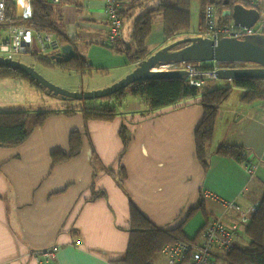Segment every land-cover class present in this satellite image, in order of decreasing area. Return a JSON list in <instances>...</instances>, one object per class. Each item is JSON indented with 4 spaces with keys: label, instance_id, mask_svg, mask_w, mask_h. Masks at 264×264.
<instances>
[{
    "label": "crops",
    "instance_id": "0c3cea01",
    "mask_svg": "<svg viewBox=\"0 0 264 264\" xmlns=\"http://www.w3.org/2000/svg\"><path fill=\"white\" fill-rule=\"evenodd\" d=\"M244 1L264 10V0ZM60 2L55 3L54 18L76 56L89 67L79 73L108 72L91 89L109 87L136 68L137 63L127 57V49L132 50L125 39L132 31L127 20L134 21L145 6L127 11L132 4L122 1L121 10L127 11L122 38L111 49L105 45L103 0ZM190 9V30L180 35L183 39L203 31L198 4L192 1ZM155 15L160 14L153 15L146 39L150 54L172 41L164 35L162 16L155 22ZM207 63L194 66L208 68ZM223 81L208 80L204 87ZM203 114L200 97L157 111L147 110L140 101V108L121 111L111 121H85L81 113L61 112L48 117L22 144L0 146V264H33L32 254L53 244L58 252L50 264H118L129 244L130 204L160 229L181 225L184 239L196 243L202 241L204 227L216 218L228 227L239 222V213L226 210L224 203L234 201L245 210L260 203L264 195V99H237L220 106L206 147V168L195 147V131ZM73 133L80 134L78 153L53 165V153L70 155ZM220 146L241 147L243 162L219 156ZM247 165L254 166L252 173ZM93 192L105 195L91 199ZM199 204L205 213L197 209L186 218ZM238 226L234 246L247 248L246 225ZM212 252L217 263L225 261L216 249ZM151 264H167L166 258L160 253Z\"/></svg>",
    "mask_w": 264,
    "mask_h": 264
},
{
    "label": "trees",
    "instance_id": "16d2710c",
    "mask_svg": "<svg viewBox=\"0 0 264 264\" xmlns=\"http://www.w3.org/2000/svg\"><path fill=\"white\" fill-rule=\"evenodd\" d=\"M132 6L140 8L148 1L152 0H129ZM174 5L165 3L164 0H154L151 8L140 14L132 24L130 40L133 44L131 51L127 49V57L136 63L146 59L149 51L146 46V39L151 33L153 15L160 14L163 19L164 35L170 39L175 35L187 33L190 30V4L195 1L198 4L201 15L208 6H213L217 14L218 24H226L231 19L223 16L224 11L232 9L236 4H242L246 8H251L250 4L244 0H173ZM62 0L60 3H65ZM32 13L31 18L24 19L21 23L29 28L42 33L51 32L57 41L66 45L72 43L68 40L54 18V8L51 0H30ZM119 11L123 21L124 13ZM15 14V4L9 3L7 14ZM204 29L203 18L200 23V30ZM116 42L109 47L116 49L119 45ZM108 46V45H107ZM35 61L45 68L60 67L63 71L80 72L87 66L84 58L75 57L71 61L57 64L49 59L35 58ZM14 78L27 80L31 86L37 87V83L31 80L26 74L18 70L0 66V79ZM233 88L244 90L241 100L252 102L264 99V79H238L232 81V85L213 86L211 88H197L188 85L185 79H156L149 81H139L129 85L127 88L115 93L107 98L113 103H107L97 107L84 106L80 108L85 121L102 120L111 121L117 115V108L129 95L140 99L142 105L149 111H157L169 106H177L183 101L200 97L203 108V119L195 131V147L199 161L206 168L208 166L206 157V147L213 137L218 109L231 96ZM60 111H0V146L14 147L22 144L37 127H41L46 119L52 115L59 114ZM66 115H73L75 110L63 112ZM81 147L80 134L73 133L70 136V155L53 153V165H57L78 153ZM216 153L219 156L231 157L238 162H243V150L241 147L220 146ZM102 192L92 193L91 199L102 197ZM204 207L199 204L197 208L191 209L188 216ZM130 216V238L126 253L118 261V264H151L157 254L161 253L166 244H172L177 240H186L180 226L163 230L156 227L149 221L133 204L129 207ZM245 236L249 240L247 248L234 247L232 251L226 253L227 264H264V195L260 200L257 210L250 217L245 228Z\"/></svg>",
    "mask_w": 264,
    "mask_h": 264
},
{
    "label": "built area",
    "instance_id": "2783aa9c",
    "mask_svg": "<svg viewBox=\"0 0 264 264\" xmlns=\"http://www.w3.org/2000/svg\"><path fill=\"white\" fill-rule=\"evenodd\" d=\"M25 0H0V55L18 54L21 52H30L32 48V37L36 36L40 44L41 51L51 48L53 41L57 40L51 32L42 33L32 28L24 26L21 21L26 18H18L17 7L19 2ZM30 2V0H27ZM53 4L61 0H51ZM104 11L107 24V37L105 45H112L119 42L122 38L123 21L119 15L123 0H103ZM257 0H250L251 4ZM15 4L14 18L7 14L8 4ZM31 5V3H30ZM32 13V8L30 6ZM31 18V16L29 17ZM28 18V19H29ZM204 29L200 36L217 41L223 37L243 39L247 35L264 34V10L259 11L256 22L249 28L234 25L230 20L222 25L217 22L216 10L213 6L205 8L203 14ZM12 58V57H11ZM240 62H210L208 68H198L196 66L178 67L176 64H162L156 66L153 72H162L166 70H186L188 85L202 88L208 80H217L215 72L220 69H237L247 67L249 64L242 65ZM249 173L254 170L253 165H247ZM226 210L239 213V222L232 226H226L220 219L216 218L210 221L202 231V241L196 243L189 240H177L172 244H166L162 250L167 264H218L217 258H213L212 249H216L220 255L233 250L234 235L238 230V223L247 225L250 217L257 210L259 203L243 209L234 201L224 203ZM58 252L56 244L50 245L44 249L38 250L32 254L33 264H50Z\"/></svg>",
    "mask_w": 264,
    "mask_h": 264
},
{
    "label": "water",
    "instance_id": "95a60500",
    "mask_svg": "<svg viewBox=\"0 0 264 264\" xmlns=\"http://www.w3.org/2000/svg\"><path fill=\"white\" fill-rule=\"evenodd\" d=\"M30 6V2L27 0L19 2L17 7L18 18L28 19L31 16ZM223 16L229 17L234 25L249 28L258 19L259 11L253 7L246 8L242 4H236L232 9L224 11ZM179 46L181 47L179 48ZM49 49L53 51L49 60L57 64L67 63L76 57V52L71 44L62 45L55 40ZM182 62H240L254 64L257 66L220 69L215 72V76L219 80L229 81L264 79V34L247 35L243 39L223 37L217 41L202 36L184 38L165 45L146 59L138 62L131 73L113 83V85L93 91L65 90L47 81L32 66H28L11 57L0 56V66L23 72L38 85L47 87L64 99L81 102L111 96L139 81L186 79L188 76L186 70L152 71L158 65Z\"/></svg>",
    "mask_w": 264,
    "mask_h": 264
},
{
    "label": "rangeland",
    "instance_id": "374dc122",
    "mask_svg": "<svg viewBox=\"0 0 264 264\" xmlns=\"http://www.w3.org/2000/svg\"><path fill=\"white\" fill-rule=\"evenodd\" d=\"M153 1L154 0L146 2L144 5L140 7V9H143V6H145L144 11L148 10V5L149 6L152 5ZM164 1L167 4L174 3L173 0H164ZM147 3L149 4L147 5ZM52 8H54L53 14H55L58 8L57 4H52ZM132 9L136 11L138 10V6ZM192 10L193 8L190 9L191 12ZM10 15L12 18H14V15L12 13ZM158 17L161 18L160 15L154 16L155 22L157 21ZM192 18L194 20L193 13H192ZM127 21H129L127 24H128V27L130 28V26L132 25L133 19L128 18ZM196 31L193 35H197ZM192 32L193 30L191 29V33ZM184 34L181 33V34L175 35L174 37H172V41L170 43L183 39V38H180V35H184ZM125 39H126V42H128L129 45L133 48V44L130 38L125 37ZM167 44L168 43H166V45ZM181 46H179V48ZM152 48L154 47H151V49ZM52 52L53 51L50 49H47L46 51H41L40 44L37 42L36 36L33 35L32 48L30 52H21L18 54H3L0 56L12 57L13 59L18 60L28 66H32L35 69V71H37L47 81L51 82L52 84L60 88L68 90V91H78V90H84V91L92 90L93 91L95 89H91L92 87H94L95 85L99 84L101 81L106 79L105 77L108 72H104V71L95 72L94 70H92L91 73L87 71L85 74H80L79 72H71L69 74H66L62 72V69L60 67H56V69L49 70V69H46L44 66L40 65V63L35 61L36 57L49 59ZM207 64H208L207 62H182V63L176 64V66L187 67V66L198 65V66L204 67ZM246 64L247 63H243L242 65H246ZM84 70H89V67H86L80 72L82 73ZM223 82L224 83L218 82L217 85L218 86L227 85L226 80H224ZM101 89H104V88H101ZM101 89H98V90H101ZM242 95H243V90L238 89V88H233L231 96L227 100L228 104L229 105L233 104L235 101H237V99H241ZM107 103H113V101L111 102L107 97L89 99L85 102L67 100V99H64L62 96H60L59 94H55L54 92L49 90L47 87L40 86V85H38L37 87L31 86V84L27 80H17L14 78L0 79V111L1 112H4V111H34V112L60 111L61 113L67 110H75L76 113H80V108L84 106L97 107V106L104 105ZM236 104L237 102L235 103V105ZM134 108H140V99L128 94V96L126 97L122 105L117 109V116L120 115L121 111L133 110ZM158 255L159 254H157L156 256ZM218 264H227V263L226 261L219 260Z\"/></svg>",
    "mask_w": 264,
    "mask_h": 264
},
{
    "label": "flooded vegetation",
    "instance_id": "af4514ba",
    "mask_svg": "<svg viewBox=\"0 0 264 264\" xmlns=\"http://www.w3.org/2000/svg\"><path fill=\"white\" fill-rule=\"evenodd\" d=\"M248 66H249V67H251V66H257V65H254V64H249Z\"/></svg>",
    "mask_w": 264,
    "mask_h": 264
}]
</instances>
